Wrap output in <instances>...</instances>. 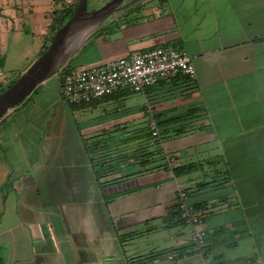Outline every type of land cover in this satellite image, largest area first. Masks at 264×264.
<instances>
[{"label":"crops","instance_id":"obj_1","mask_svg":"<svg viewBox=\"0 0 264 264\" xmlns=\"http://www.w3.org/2000/svg\"><path fill=\"white\" fill-rule=\"evenodd\" d=\"M41 1L0 0V79L22 74L52 20L77 5ZM94 27L71 69L177 46L196 80L79 105L63 100L62 73L39 84L0 122V264H264V0L109 4L77 43ZM136 93L141 105L111 108ZM178 190L202 215L201 252Z\"/></svg>","mask_w":264,"mask_h":264},{"label":"built area","instance_id":"obj_2","mask_svg":"<svg viewBox=\"0 0 264 264\" xmlns=\"http://www.w3.org/2000/svg\"><path fill=\"white\" fill-rule=\"evenodd\" d=\"M77 2L78 0H67L65 8L74 7ZM61 68V96L65 102L73 105L89 103L125 88L133 92H143L159 82L171 84L185 78L193 83L196 80L191 57L185 49L177 46H163L137 52L129 57L109 60L90 68H74L68 71ZM0 78H3L1 72ZM151 129L152 136L160 135L156 126H151ZM177 199L181 218L191 226L194 249L201 252L207 233L203 227L202 215L196 207L188 203L186 192L178 190ZM169 258L174 257L171 255ZM259 263L258 260L254 262Z\"/></svg>","mask_w":264,"mask_h":264},{"label":"water","instance_id":"obj_3","mask_svg":"<svg viewBox=\"0 0 264 264\" xmlns=\"http://www.w3.org/2000/svg\"><path fill=\"white\" fill-rule=\"evenodd\" d=\"M109 7L106 4L93 11H88V0H78L73 14L56 30L48 47L33 61V63L0 93V119L8 115L24 101L47 78L55 74L66 60L65 45L76 29L83 23L99 19ZM75 48V47H74ZM69 49V51H73ZM64 51V52H63ZM61 66V67H60Z\"/></svg>","mask_w":264,"mask_h":264},{"label":"rangeland","instance_id":"obj_4","mask_svg":"<svg viewBox=\"0 0 264 264\" xmlns=\"http://www.w3.org/2000/svg\"><path fill=\"white\" fill-rule=\"evenodd\" d=\"M44 1H46V0H43V1H41L40 3H39V5L41 6V8L40 9H44V10H47L48 9V6H46L45 4H44ZM106 2V0H104L102 3H101V7H103V6H105L106 4H109V3H105ZM105 3V4H104ZM44 5V6H43ZM92 7H93V4H92V2H91V0H88V11H91V9H92ZM98 9V8H97ZM96 20L94 19V20H92V21H90V22H85V23H83V27H82V25H80L79 27H80V29H76L73 33H72V35H71V37L69 38V41L66 43V45H65V48H64V51H65V53H64V55H66L67 53H68V55H66V56H68L67 58H66V60L64 61V63H62V65L61 66H63L65 63H67V61H69L70 60V58L75 54V52L81 47V45L84 43V41L86 40V38L91 34V33H93L94 31H95V27L89 32V34L82 40V42H80V43H77V40H76V35H77V33L82 29H84L87 25H89V24H93L94 22H95ZM19 22H21V25H23L24 27H26L27 26V20L26 19H21L20 18V20H19ZM17 22L15 21V24H16ZM10 25H11V23H10ZM22 33H23V30H22ZM24 34V33H23ZM77 43V44H76ZM75 45H77L76 47H75ZM75 47L74 48V50L73 51H69V49L71 48V47ZM11 47V46H10ZM73 49V48H72ZM63 51V52H64ZM102 55H104V54H102ZM100 59H102L101 58V55L100 56H98V57H96V58H92V60L90 61V62H95V61H98V60H100ZM60 66V67H61ZM85 66V64H81L79 67H76V68H81V67H84ZM21 75V74H20ZM20 75H17V76H15V77H11V75L10 74H4V77H6V80H4V79H0V81H1V86H0V90H1V88H4V87H6V84L8 83V82H11V81H13L14 80V82L17 80V78L20 76ZM56 75H53L52 77H50V78H56L55 77ZM49 85L50 86H54V81H50L49 82ZM39 87V85L38 86H36V88L34 89V90H36L37 88ZM3 92V91H2ZM33 93V92H32ZM32 93L27 97V98H25L24 99V101L23 102H21L19 105H17V106H20L21 104H23L26 100H28L29 99V97L32 95ZM138 99H140L142 102H140L139 104L141 105L142 103H143V98H142V95L141 94H138V93H136V94H132V95H129L127 98H125V99H122V100H115V101H113V102H111L110 103V106H111V108H116L118 105L119 106H122L124 109H129L130 107H131V103H135ZM145 104H143V108H144V110L146 109V107L144 106ZM16 106V107H17ZM15 107V108H16ZM141 110V109H140ZM7 115H5L4 117H2L1 119H0V122H1V120H3V118H5ZM124 132L127 130V129H122ZM50 148H48L47 150H49ZM191 234H192V230H191Z\"/></svg>","mask_w":264,"mask_h":264},{"label":"trees","instance_id":"obj_5","mask_svg":"<svg viewBox=\"0 0 264 264\" xmlns=\"http://www.w3.org/2000/svg\"><path fill=\"white\" fill-rule=\"evenodd\" d=\"M74 9H75V7L70 9V10H67L61 18H54L52 20L50 27H49L48 35L45 38L44 43H43L41 53L48 47L50 40H51L52 36L54 35V33L56 32V30L73 14ZM71 61H72L71 59L69 61H67V63H65L61 69H63L64 71L71 70V68H70L71 67ZM57 72L62 73L61 71H57ZM13 82H14V80L11 82H8L6 84V87L1 88L0 93L2 91H4L6 88H8ZM147 136L150 139H155V138H159L160 135L158 137H154V136H152V131H149V132H147ZM156 144L159 145L158 140H156ZM197 168H198V164L190 163V164H186L183 166H178V167L173 168V173L175 176H180V175L188 174V173L196 170ZM95 174H96V178L99 179L101 177L99 174V171H96ZM221 263H223V262H221Z\"/></svg>","mask_w":264,"mask_h":264},{"label":"flooded vegetation","instance_id":"obj_6","mask_svg":"<svg viewBox=\"0 0 264 264\" xmlns=\"http://www.w3.org/2000/svg\"><path fill=\"white\" fill-rule=\"evenodd\" d=\"M140 0H107L105 3L112 4L114 10L133 7L138 5ZM104 3V4H105Z\"/></svg>","mask_w":264,"mask_h":264},{"label":"bare ground","instance_id":"obj_7","mask_svg":"<svg viewBox=\"0 0 264 264\" xmlns=\"http://www.w3.org/2000/svg\"><path fill=\"white\" fill-rule=\"evenodd\" d=\"M89 26V25H88ZM76 47V46H75ZM74 48V47H73ZM72 49V48H71Z\"/></svg>","mask_w":264,"mask_h":264}]
</instances>
